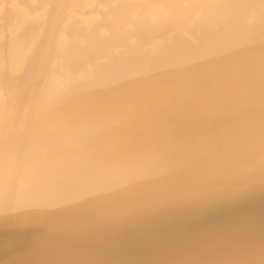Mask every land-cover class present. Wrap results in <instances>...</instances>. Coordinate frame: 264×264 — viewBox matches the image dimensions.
Returning a JSON list of instances; mask_svg holds the SVG:
<instances>
[{"label": "bare ground", "instance_id": "bare-ground-1", "mask_svg": "<svg viewBox=\"0 0 264 264\" xmlns=\"http://www.w3.org/2000/svg\"><path fill=\"white\" fill-rule=\"evenodd\" d=\"M0 264H264V0H0Z\"/></svg>", "mask_w": 264, "mask_h": 264}]
</instances>
